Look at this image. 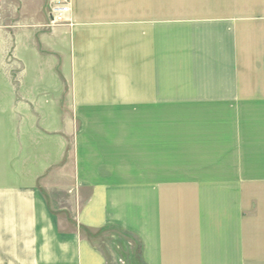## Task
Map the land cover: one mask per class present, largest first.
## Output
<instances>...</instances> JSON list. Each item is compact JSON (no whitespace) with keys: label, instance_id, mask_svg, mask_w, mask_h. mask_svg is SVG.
<instances>
[{"label":"crops","instance_id":"0c3cea01","mask_svg":"<svg viewBox=\"0 0 264 264\" xmlns=\"http://www.w3.org/2000/svg\"><path fill=\"white\" fill-rule=\"evenodd\" d=\"M48 1L16 0L0 264H106L79 229L107 223L139 235L146 264H261L203 190L264 189V0H72L74 25L36 36ZM4 49L0 31V68ZM67 152L73 222L38 186Z\"/></svg>","mask_w":264,"mask_h":264},{"label":"rangeland","instance_id":"374dc122","mask_svg":"<svg viewBox=\"0 0 264 264\" xmlns=\"http://www.w3.org/2000/svg\"><path fill=\"white\" fill-rule=\"evenodd\" d=\"M51 2L52 0L48 1V21L36 30L38 32L35 34L36 36L37 34L50 33L56 26L72 27L74 25L71 17L72 0H70V12L67 15L68 20L58 25H53L50 22ZM198 2L199 0H192V3ZM154 3H156V0H154ZM162 3L166 6H172L174 3L182 4L183 0H163ZM185 3H188V0ZM168 8L169 6L166 7V10ZM16 9V0H0V26L2 27L0 31L5 47L4 65H1L0 68V97H2L0 99V112L2 114L1 122L5 124V128H2L0 132L2 135L6 134L5 137L9 142L12 141L10 139L12 138L13 143H16V84L18 85V74L22 70L20 63H16V13L18 14ZM173 111V108L165 109L166 123L169 122L168 118L174 115ZM184 115L187 114L184 112L176 114V116ZM5 144L8 146V142L5 141ZM12 149V147L11 149L9 146L6 147L5 150L8 156L9 153L12 157L14 156L12 153H15V149ZM67 154L68 156L65 157L64 161L67 168H59V170L56 168L58 171L46 175L43 180L39 179L38 186L46 198L51 212L57 214L64 211L69 221L73 222L71 216L73 211H76V206L73 204L75 192L70 188L72 169L68 159L69 152ZM60 170L62 171L60 172ZM45 184L46 188L44 187ZM67 185L69 187H66ZM49 187L53 188L50 189ZM180 191L189 194L191 190ZM195 191L200 195V190ZM204 191L211 199L212 204L217 198L225 200V204L216 205L215 211L213 210L214 204L208 206L212 207L211 214L215 219L213 220L214 225L219 227L223 221L221 226L224 227L225 223L231 229L236 226L238 221L239 227L237 229H243L244 232L242 243L244 245L245 260H259L261 264H264V189H208ZM221 217H223V220L220 219ZM225 218H227V222H225ZM79 230L82 237L104 255L106 264H146L142 258L141 239L134 231L128 230L117 223H107L96 228L81 227ZM229 239H232V236ZM254 246L258 247L261 253L249 254L254 250L252 249Z\"/></svg>","mask_w":264,"mask_h":264},{"label":"built area","instance_id":"2783aa9c","mask_svg":"<svg viewBox=\"0 0 264 264\" xmlns=\"http://www.w3.org/2000/svg\"><path fill=\"white\" fill-rule=\"evenodd\" d=\"M70 12V0H52L50 10V22L58 25L68 20Z\"/></svg>","mask_w":264,"mask_h":264}]
</instances>
